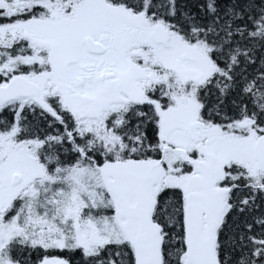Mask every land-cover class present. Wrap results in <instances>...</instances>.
I'll return each instance as SVG.
<instances>
[{"label":"snow or ice","instance_id":"obj_1","mask_svg":"<svg viewBox=\"0 0 264 264\" xmlns=\"http://www.w3.org/2000/svg\"><path fill=\"white\" fill-rule=\"evenodd\" d=\"M0 264H264V0H0Z\"/></svg>","mask_w":264,"mask_h":264}]
</instances>
